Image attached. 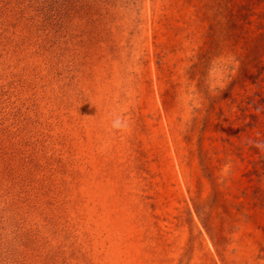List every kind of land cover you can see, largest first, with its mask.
I'll use <instances>...</instances> for the list:
<instances>
[{
  "label": "rangeland",
  "instance_id": "obj_1",
  "mask_svg": "<svg viewBox=\"0 0 264 264\" xmlns=\"http://www.w3.org/2000/svg\"><path fill=\"white\" fill-rule=\"evenodd\" d=\"M0 264H264V0H0Z\"/></svg>",
  "mask_w": 264,
  "mask_h": 264
}]
</instances>
